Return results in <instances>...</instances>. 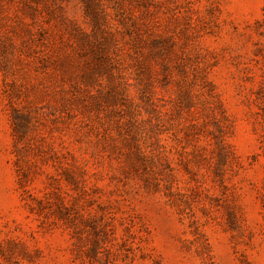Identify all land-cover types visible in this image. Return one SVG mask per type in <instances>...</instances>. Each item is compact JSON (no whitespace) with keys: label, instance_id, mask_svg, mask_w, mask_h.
<instances>
[{"label":"rangeland","instance_id":"obj_1","mask_svg":"<svg viewBox=\"0 0 264 264\" xmlns=\"http://www.w3.org/2000/svg\"><path fill=\"white\" fill-rule=\"evenodd\" d=\"M0 264H264V0H0Z\"/></svg>","mask_w":264,"mask_h":264},{"label":"trees","instance_id":"obj_2","mask_svg":"<svg viewBox=\"0 0 264 264\" xmlns=\"http://www.w3.org/2000/svg\"><path fill=\"white\" fill-rule=\"evenodd\" d=\"M108 45L109 41H107L106 46H104L102 50L107 52ZM11 119L15 142L23 146L26 144L27 138L31 135L33 118L30 117L28 112L13 106L11 110Z\"/></svg>","mask_w":264,"mask_h":264}]
</instances>
